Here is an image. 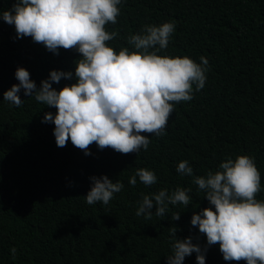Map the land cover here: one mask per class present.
I'll return each mask as SVG.
<instances>
[{
  "label": "trees",
  "instance_id": "16d2710c",
  "mask_svg": "<svg viewBox=\"0 0 264 264\" xmlns=\"http://www.w3.org/2000/svg\"><path fill=\"white\" fill-rule=\"evenodd\" d=\"M14 3L0 0V11ZM118 7L117 23L105 27L119 35L108 46L134 51L130 34L174 22L167 49L157 54L187 56L197 64L205 57V85L199 91L193 85V99L174 104L165 134L149 135L147 150L121 154L92 144L85 155L70 140L58 147L55 125L42 122L45 113L56 114L54 107L25 96L22 88L16 107L3 93L19 83L18 67L29 71L37 88L51 70L73 73L72 80L53 83L57 91L75 83L80 54L60 48L57 55L31 37L18 39L15 26L0 18V264H167L174 227L179 239L190 236L206 249L205 264H246L225 261L219 245L208 246L191 225L194 213L215 209L193 177L176 169L186 160L193 176H204L227 158L248 155L261 177L256 199L264 201V0H121ZM139 168L153 171L156 184L145 186L137 177L130 185ZM104 175L124 187L107 205H89L90 178ZM177 187L191 189L189 205L168 204L163 217L136 215L142 193ZM183 264H197L196 253Z\"/></svg>",
  "mask_w": 264,
  "mask_h": 264
},
{
  "label": "clouds",
  "instance_id": "9594fccd",
  "mask_svg": "<svg viewBox=\"0 0 264 264\" xmlns=\"http://www.w3.org/2000/svg\"><path fill=\"white\" fill-rule=\"evenodd\" d=\"M120 3L121 0H16L10 10L0 11V18L15 26L18 39L31 37L57 55L60 48L75 49L80 54L75 61V83L57 91L53 83L58 84L62 78L72 80L73 73L51 70L37 88L29 71L18 67L15 78L19 83L3 93V100L16 107L22 104L18 95L21 88L25 96H34L38 103L54 107L56 114L45 113L42 122L55 125L53 135L58 147H65L70 140L85 155H91L92 144L121 154L147 150L149 135L165 134L174 104L192 100L193 85L196 91L205 85V57L197 64L187 56L157 54L167 49L174 22L145 25L139 33L130 34L127 43L134 51L122 47L117 53L108 46L106 42L119 33L109 32L105 26L117 23ZM176 170L193 177V183L214 206L215 210L206 207L191 217V225L206 236L207 245L218 244L225 261L264 264V201L256 199L261 177L254 158H227L218 170L204 176H193L186 160L179 162ZM137 177L145 186L157 182L155 173L145 168L137 169L129 184L135 186ZM90 179L92 186L85 196L89 205H107L124 187L107 175ZM190 191L177 187L171 193L166 189L142 193L136 215L146 219L153 214L163 217L168 204L189 205ZM171 219L179 220L180 213ZM172 233V254L167 256V264H183L185 257L193 253L197 264H205L206 249L193 243L190 236L179 239L175 227ZM10 251L15 258L16 248Z\"/></svg>",
  "mask_w": 264,
  "mask_h": 264
}]
</instances>
